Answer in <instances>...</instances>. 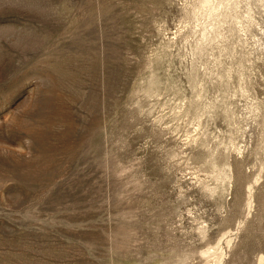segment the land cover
<instances>
[{"label": "rangeland", "instance_id": "374dc122", "mask_svg": "<svg viewBox=\"0 0 264 264\" xmlns=\"http://www.w3.org/2000/svg\"><path fill=\"white\" fill-rule=\"evenodd\" d=\"M0 264H264V0H0Z\"/></svg>", "mask_w": 264, "mask_h": 264}]
</instances>
